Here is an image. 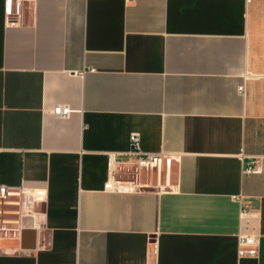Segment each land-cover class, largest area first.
Instances as JSON below:
<instances>
[{
    "label": "crops",
    "instance_id": "1",
    "mask_svg": "<svg viewBox=\"0 0 264 264\" xmlns=\"http://www.w3.org/2000/svg\"><path fill=\"white\" fill-rule=\"evenodd\" d=\"M3 1L0 185L47 197L0 264H264V0H35L21 25ZM133 133L173 191L103 190Z\"/></svg>",
    "mask_w": 264,
    "mask_h": 264
},
{
    "label": "built area",
    "instance_id": "2",
    "mask_svg": "<svg viewBox=\"0 0 264 264\" xmlns=\"http://www.w3.org/2000/svg\"><path fill=\"white\" fill-rule=\"evenodd\" d=\"M35 0H4L3 12L7 25L23 23V6L25 2ZM130 1V0H125ZM244 92V86L238 87ZM70 108L56 105L53 113L66 116ZM177 157L174 153L143 152L139 147L136 133L130 135V145L125 152L110 151L107 153V178L103 190L114 193L170 192L174 190L173 172ZM258 163L247 165L243 173H258ZM47 197L43 187H31L25 184L12 187L0 185V240L17 239L24 230H37L39 224L36 211L39 204ZM239 200L240 196H233ZM249 214L247 209H240V216ZM237 253L239 256L254 257L258 253V238L255 235L240 234Z\"/></svg>",
    "mask_w": 264,
    "mask_h": 264
},
{
    "label": "rangeland",
    "instance_id": "3",
    "mask_svg": "<svg viewBox=\"0 0 264 264\" xmlns=\"http://www.w3.org/2000/svg\"><path fill=\"white\" fill-rule=\"evenodd\" d=\"M39 206H40V204L38 205V207H37V208H39Z\"/></svg>",
    "mask_w": 264,
    "mask_h": 264
}]
</instances>
